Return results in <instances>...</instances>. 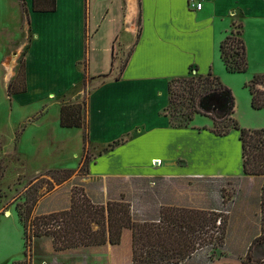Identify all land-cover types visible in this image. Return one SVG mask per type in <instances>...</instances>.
I'll return each instance as SVG.
<instances>
[{
    "label": "crops",
    "instance_id": "crops-1",
    "mask_svg": "<svg viewBox=\"0 0 264 264\" xmlns=\"http://www.w3.org/2000/svg\"><path fill=\"white\" fill-rule=\"evenodd\" d=\"M12 1L0 0L1 10ZM15 1L22 9L19 47L27 46L26 81L38 82L42 94L63 98L61 106L80 102L89 91L88 148L94 158L82 181L93 203L125 201L137 222H158L164 207L223 209L221 190L230 183L232 208L242 182L263 180L244 175L240 139L228 149L232 135L218 137L212 124L195 119L176 127L166 109L171 81L191 69L201 75L226 72L220 45L236 25L247 56H264V0H101L100 6L99 0H56L53 12L34 11V0ZM190 2L202 3V9ZM121 50H132L122 74ZM4 61L7 77L16 75L18 61ZM201 201L217 206L203 208ZM69 205L70 197L65 210ZM132 239L125 230L119 246L67 253L78 264H132ZM197 256L181 264L195 263Z\"/></svg>",
    "mask_w": 264,
    "mask_h": 264
},
{
    "label": "rangeland",
    "instance_id": "rangeland-1",
    "mask_svg": "<svg viewBox=\"0 0 264 264\" xmlns=\"http://www.w3.org/2000/svg\"><path fill=\"white\" fill-rule=\"evenodd\" d=\"M99 1L98 6L101 4V0ZM15 3L16 1L13 0L11 7L5 11L0 8V264H12L14 261L25 259L24 231L16 213V206L24 205L26 197L30 193L37 192V200L38 195L42 197H40L39 205L37 202L34 208V216L65 210L73 189L79 192L85 191L82 180L87 175L78 171L71 180L58 186L53 184L55 171L77 170L84 155L91 158V161L94 158V153L88 148V142L84 145L83 131L60 127V102L63 98L56 96L57 98L54 99L47 94H42L38 88V82L34 80L27 82L26 75L24 85V56L27 46L19 47L24 40L23 17L22 9L17 5L18 3ZM232 32V37L239 38L237 26ZM28 41L29 38L26 43ZM129 53L130 51L126 50L119 52L118 65H123ZM231 55L230 61L237 59L234 52ZM3 61L8 66H13L18 61L16 75L7 77L8 70L3 65ZM248 65L246 73L226 71L222 73V76H215L220 77L224 86L232 91L235 98V113L231 118L238 122L239 127L247 130H264V109L252 108L250 93L245 88V85L255 76L264 75V56L250 54ZM117 70L115 76L120 75L119 68ZM200 76L201 74L191 69L184 78L199 81L202 79ZM24 86L23 93H19L20 95L14 93L22 91ZM257 87L264 90V85ZM86 94H89L87 89L80 102L66 104L83 105ZM228 107L227 92L216 91L205 94L197 101V108L201 111V115H195L193 120L195 119L194 122L199 124H212L211 130H213L214 119L218 122L215 130L223 131L225 125L230 124L227 116ZM181 108L180 100L176 99L169 111L170 115L174 116L175 123L186 120L181 115L185 110L180 112ZM192 121L188 122L189 125ZM230 135H232L229 138L231 143L228 142L227 146H229L228 149H234L236 141L239 140L240 131L231 129ZM239 144L241 149L240 141ZM219 148L224 150V146ZM222 161L227 160L220 158V162ZM234 172L238 173L239 168ZM262 179L256 178L242 182L233 207L230 208L233 202L231 201L223 208L229 213L230 218L225 246L215 250L202 249L197 252L198 256L193 261L195 263L190 261L188 264H243L242 260L249 246L260 233L261 181L263 183L264 178ZM72 181H74L73 184ZM226 191V195L234 193L232 183L226 186ZM199 204L203 208L217 206L209 205L206 201H201ZM11 214L10 220L4 217L6 215L10 217ZM50 240V238L32 240L33 264H78L69 257L73 254L68 255L67 252L84 251V248L55 254ZM95 248L94 251H97ZM131 248L124 246L123 250L127 253L131 252ZM255 254L262 257V250L259 247L256 248ZM86 264H89V261ZM92 264L98 263L96 261Z\"/></svg>",
    "mask_w": 264,
    "mask_h": 264
},
{
    "label": "trees",
    "instance_id": "trees-1",
    "mask_svg": "<svg viewBox=\"0 0 264 264\" xmlns=\"http://www.w3.org/2000/svg\"><path fill=\"white\" fill-rule=\"evenodd\" d=\"M40 5L44 8L40 9ZM56 10V0H34V11L53 12ZM238 27L239 38L231 33L220 45L221 59L228 73H246L248 71V56L242 38L241 25ZM235 26V27H236ZM234 27V28H235ZM233 28V29H234ZM237 59L230 61L231 53ZM132 50L121 67V74L125 70ZM191 71V70H190ZM25 85V64H24ZM199 81L195 79H175L169 84V105L166 114L172 125L186 127L195 115L201 111L197 108V101L205 94L224 91L229 97L228 121L225 130L216 131L218 122L213 119L214 128L211 130L218 137L230 134L231 129L240 131L242 144L243 173L245 176L264 178V130L241 129L238 122L231 116L235 113V98L232 91L224 86L220 77L212 72L201 75ZM264 85V75H257L245 85L251 96V106L254 110L264 109V90L258 89ZM16 91L15 94L23 93ZM88 99L81 104H64L60 108L59 123L64 129L83 130L84 145L89 142ZM178 99L182 105L181 113L185 122L175 123L174 116L169 111L174 101ZM177 111V109L175 110ZM180 112L178 113L180 115ZM91 158L82 157L77 170L55 171L54 185H62L71 180L75 173L89 174ZM226 188L221 190L223 208L233 201L232 195H226ZM30 193L24 205L16 206V213L24 231L25 259L12 264H33L32 240L50 238L56 252L99 247L110 243L118 246L125 230L132 232V264H181L194 257L202 249L222 248L226 244L229 230V213L221 210L206 211L189 208L164 207L160 212L158 222H137L131 212V205L125 201L108 202L107 205L95 204L85 191L73 189L71 205L67 210L53 212L48 215L34 216V208L41 195ZM262 250V257L255 254V249ZM212 259V258H211ZM243 264H264V182L260 203V233L252 241Z\"/></svg>",
    "mask_w": 264,
    "mask_h": 264
},
{
    "label": "built area",
    "instance_id": "built-area-1",
    "mask_svg": "<svg viewBox=\"0 0 264 264\" xmlns=\"http://www.w3.org/2000/svg\"><path fill=\"white\" fill-rule=\"evenodd\" d=\"M190 7L191 8H195L196 10H201L202 9V3H194V2H190Z\"/></svg>",
    "mask_w": 264,
    "mask_h": 264
},
{
    "label": "bare ground",
    "instance_id": "bare-ground-1",
    "mask_svg": "<svg viewBox=\"0 0 264 264\" xmlns=\"http://www.w3.org/2000/svg\"><path fill=\"white\" fill-rule=\"evenodd\" d=\"M9 216V215H8Z\"/></svg>",
    "mask_w": 264,
    "mask_h": 264
}]
</instances>
